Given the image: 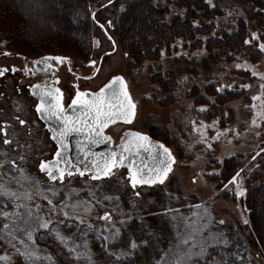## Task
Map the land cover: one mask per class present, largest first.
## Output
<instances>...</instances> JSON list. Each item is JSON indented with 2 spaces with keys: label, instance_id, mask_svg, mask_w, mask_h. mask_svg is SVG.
Returning <instances> with one entry per match:
<instances>
[{
  "label": "rangeland",
  "instance_id": "1",
  "mask_svg": "<svg viewBox=\"0 0 264 264\" xmlns=\"http://www.w3.org/2000/svg\"><path fill=\"white\" fill-rule=\"evenodd\" d=\"M114 1L99 0L100 6L111 3L98 16V20L107 28L106 32L103 29H90L87 33L82 31L83 41L80 40L78 44L67 41L71 47L58 44L43 46L36 51L30 48L26 52L73 53L93 46L94 56L88 60L94 58L97 67L101 55L113 49L106 33L114 38L117 51L105 56L93 83L99 87L109 78L123 75L136 106V117L131 127L149 131L163 140L175 158L170 174L157 186L176 199L178 204L181 201L187 203L186 206L163 211L174 217L179 236L161 262L171 261L174 264L177 254L191 251L192 259L186 264H199L207 259L212 264H230L233 255L242 248L241 243H244L241 236L247 238L243 227H249L248 215L242 204L250 189L249 184L254 182L250 181L249 175L259 169L264 175V104L261 103L264 93L260 87L264 83L260 76L264 74V51L260 49V45L264 44V22L258 19L261 16L259 5L257 2L246 4V13L241 9L243 7H239L238 0H206L211 8L222 12L213 15L208 21L213 32L196 33L194 36L181 32L172 39L170 45L151 47V56L147 58L143 54L148 53V47L142 42L138 48L142 52L143 59H140L134 52L131 53L130 47L120 42L113 26L130 0H117L115 4ZM153 4L155 12L163 13L162 20L167 26L178 17L184 20L185 9L179 6L178 0H153ZM35 9L41 11L35 6L30 7L28 12L38 21L36 16L39 15L34 14ZM144 16L154 23L149 11ZM241 18L245 24H250L247 30L252 38L250 47L241 49L243 51L236 55L230 54L229 59L225 55L223 58L212 57V51L206 47L209 39H214V33ZM38 23L40 26L46 24L43 20ZM195 25H198L197 22ZM4 43L0 42V48L13 51ZM81 58L75 59L79 62ZM212 60L217 63H207ZM91 69L88 67L87 72H91ZM253 71L258 75L254 76ZM212 88L217 92L213 93ZM225 91L234 92L235 98L228 104L220 103L222 108L217 109L220 108L218 94ZM253 96L261 99L254 101ZM17 100L16 96L15 102ZM253 120L256 124H253ZM231 158L243 160L239 168L235 165L233 173L234 167L231 169L226 164ZM238 172L243 195H237L236 185L229 183ZM127 174L128 170L122 169L100 180L74 176L67 178L64 183L50 184L38 174V167L18 169L0 164V186H3L5 193L0 194V238L9 244V248H21L33 260L42 258L41 244L35 238L34 227H40L44 222L48 223V227H58L59 223L51 219L49 211L42 208L41 201H44L68 215L103 222L104 225L100 227L105 228L99 233H103L107 240H113L120 226L133 219H144L143 212L153 199L149 191L151 188L139 186L133 189ZM189 207L192 209L182 210ZM85 208L90 210L85 211ZM105 214L111 215L112 220L102 219ZM116 214L120 216L116 217ZM24 228L32 233V239L23 233ZM184 240H187L186 244ZM22 241H27L28 245ZM178 244L179 249L176 247ZM202 247L207 253L203 258L195 255ZM83 248L85 245L82 243L74 247L72 259L82 256ZM48 258L45 256L44 260ZM242 264L249 263L243 260Z\"/></svg>",
  "mask_w": 264,
  "mask_h": 264
},
{
  "label": "trees",
  "instance_id": "2",
  "mask_svg": "<svg viewBox=\"0 0 264 264\" xmlns=\"http://www.w3.org/2000/svg\"><path fill=\"white\" fill-rule=\"evenodd\" d=\"M238 1L240 2L239 7H243L241 9L246 13H248L246 4L257 2L260 10L259 15H261L258 19L260 22H264V0ZM116 2L117 0L114 1V4ZM129 2L113 26H115V32L121 40L120 42L124 46L130 47L131 53L134 52L133 54H136L140 59L142 52L138 48L142 42L148 47V53L143 54L144 57H150L151 47L170 45L173 42L172 39L181 32L190 36H194L196 33L213 32V27H210L208 21L213 15L222 13L219 9L211 8L206 0H178L179 6L185 9L184 20L178 17L172 21L170 26H167V23L162 20L163 13L155 12L153 9L155 6L153 0H130ZM99 3V0H0V42L4 41L7 47L10 46L9 48L25 52L30 48L36 51L43 46H57L58 44L71 47L67 41L77 44L80 40L83 41L82 31H86L85 33L90 29L102 31L97 22L99 21L98 16L110 6L102 8L103 5L100 6ZM35 6L41 10L35 9L34 14L39 15L36 16L38 21L43 20L46 23L43 26H40L38 21L34 20L35 16L31 17L28 12L30 7ZM197 8L200 10L197 11ZM145 10L152 14L154 23L146 16L143 17ZM95 11L97 12L94 15ZM77 19L80 21H76ZM204 20H206L205 23ZM196 22L198 25H195ZM246 24L245 20L241 18L234 24L224 26V29L214 33L215 38L209 39L206 45L212 51L211 56L223 58L225 55L229 59L230 54L236 55L243 51L241 49L250 47L252 38L247 32L250 24ZM154 26H156L155 29H153ZM152 44L154 45L152 46ZM79 46L81 47V45ZM207 63L216 64L217 62L212 60ZM211 90L213 93L217 92L214 88ZM234 98V92L225 91L218 94L217 101L219 105L220 103L228 104ZM221 108L220 105V108L217 109L221 110ZM226 164L231 169L234 167L231 172L233 173L243 164V160L242 158L239 161L236 158H231L226 161ZM249 176L251 177L250 181L254 182L249 184L250 189L248 188L249 191L242 204L248 215L249 227H243L247 238L241 236L244 243H241L242 248H239L233 255L230 264H242L243 260L249 264H264L262 259V256L264 258V175L259 169L256 172H251ZM149 191H151L150 195L153 199L148 209L143 212L144 219H133L130 223L120 227L113 225L119 227L118 235L113 240H107L103 233H99V230L105 228L100 227L104 225L103 222L65 215V212L58 211L47 202L41 201L42 208L51 213V219L59 222L58 227H34L35 238L41 244L42 258L33 260L21 248H9V244L0 238V257H5V259H0V264H89V257H91V264H161L162 258L173 247L179 236L174 217L163 211L186 206L187 203L181 201V204H178L176 199L158 186ZM190 209L192 208H182V210ZM119 216L116 214V217ZM23 233L28 235L29 229L24 228ZM58 233L65 239H59ZM73 239L80 241L75 242ZM133 242L137 245L135 249L131 247ZM22 243L28 245L27 241H22ZM81 243L85 245L82 251L83 255L72 259L71 255H75L74 247L80 246ZM45 256L49 258L44 260ZM199 264L212 263L207 259Z\"/></svg>",
  "mask_w": 264,
  "mask_h": 264
},
{
  "label": "flooded vegetation",
  "instance_id": "3",
  "mask_svg": "<svg viewBox=\"0 0 264 264\" xmlns=\"http://www.w3.org/2000/svg\"><path fill=\"white\" fill-rule=\"evenodd\" d=\"M106 35L109 42H112L113 49L101 55L97 67L94 58L88 60L94 56L93 46L83 48L80 52L76 51L77 53L46 51L40 54H30L15 48H12L13 51L7 48H0V70L7 69L3 75H0V164L14 166L18 169H35L38 167V174L45 178V182L50 184L64 183L67 178L74 176L80 178L89 177L91 180H94L92 179L94 174L92 171H84L88 161L84 160L82 154L78 153L75 146L78 137L75 135L69 138L70 149L68 157L76 164V168L84 171V175H80V172L76 168H72L71 176L65 174L63 180L59 178L52 180L49 179L47 171H41L40 163L50 164L54 162L56 160V152L60 149L56 140L52 138L53 134L50 131V127H52L51 122L41 119L40 114L36 111L39 99L33 95V91H35L33 86L47 83L51 87L60 88L63 92L64 105L67 108L71 99L75 97L77 90L96 93L104 88V86L110 84L114 77H123V75H118L109 78V80L102 83L99 87H95L93 83L106 58L105 56H109L117 51L114 38L109 36L108 33ZM80 56H82L81 59L85 60L79 59L78 62L75 58H79ZM43 57H62L66 59L59 62L50 60L48 64H51L52 67L47 68L46 71H39L38 69L43 68L44 65L34 62L42 60ZM93 61H95V64L92 63ZM88 67L92 68L91 72H87ZM57 80L59 83H56ZM16 96L18 100L15 102ZM135 117L136 107L131 123L117 121L115 124H110L105 129V135L112 137L111 143L93 146L92 151L108 152L115 150L120 145L125 134L129 132L142 133L148 136L150 141L161 142L165 145L163 140L155 137L149 131H143L139 127H131L135 121ZM5 140H8L9 143H5ZM149 148H151V145H149ZM157 152L156 148H151L150 150V153ZM64 166L63 162H61L60 167ZM88 167L91 168V165L88 164ZM124 167H117L114 171L122 170ZM127 177L130 178L129 174H127ZM130 185H132L131 181ZM139 186L152 187L149 184L137 185L136 187Z\"/></svg>",
  "mask_w": 264,
  "mask_h": 264
},
{
  "label": "snow or ice",
  "instance_id": "4",
  "mask_svg": "<svg viewBox=\"0 0 264 264\" xmlns=\"http://www.w3.org/2000/svg\"><path fill=\"white\" fill-rule=\"evenodd\" d=\"M247 43V41H246ZM261 51H264V44L260 45ZM7 54V53H6ZM62 57H43L40 61H35L36 64H43L44 67L38 69L39 71H46L47 68L52 67L48 64V61H62ZM95 64V61L92 62ZM239 67V66H238ZM7 69L0 70V75H3ZM15 71V69H13ZM71 71V69H69ZM254 76L258 75L255 71L252 73ZM261 79L264 80V74H260ZM87 79V77H86ZM56 83H59L57 80ZM35 95L39 99V104L36 106L37 113L40 114L41 119L51 122L52 138L56 140L59 151L56 152V160L50 164L44 162L40 163L41 171H47L49 179L56 180L57 178L63 180L65 174L72 175V168H76V164L68 157L70 144L69 138L75 135L78 137L76 140V149L79 154H82L84 160L88 161L85 165L84 171H92L94 174L92 179H99L101 177H108L113 174V169L117 167H124L125 161H128L127 167L129 171L130 181L135 188L137 185L143 184H155L157 182L163 183L167 178L168 173L171 171V165L174 163V157L171 151L163 144H155L150 141L149 137L139 132L126 133L122 138L120 145L115 150L108 152H94L92 147L103 144L111 143L112 137L105 135V129L110 124H115L117 121L124 123H131L133 116L135 115V103L132 101L128 91L126 83L122 77H114L110 84L100 89L99 92L89 93L81 92L77 90L74 98L71 99L67 108L63 102V92L60 88L51 87L47 83L37 84L33 86ZM247 87V85H245ZM262 93H264V83L260 85ZM252 99H261L259 96H253ZM264 104V100H261ZM256 105H253L255 108ZM203 110V109H201ZM259 115V113H258ZM23 123V121H21ZM253 124L256 121L253 120ZM204 135V133H201ZM219 136V133L217 134ZM9 143L8 140L4 141ZM160 149L154 159L156 164L148 168L145 172L142 168L136 166L135 157L140 156L142 152L150 151L151 148ZM61 162L65 165L60 167ZM80 175H84V171H80ZM239 172L236 176L232 177L229 183H233L237 188V195H243V190L240 187V183L237 181ZM0 194H5L3 186H0ZM139 193H137L138 195ZM55 195V193H53ZM31 197H29L30 199ZM111 199V197H108ZM52 203L51 200L48 201ZM90 209L85 208V211ZM5 215H8L5 213ZM67 215V213H65ZM102 219L110 220V217L105 214ZM247 223V221H245ZM8 227V225H5ZM40 227L47 228L48 223L44 222ZM58 238L64 240L63 236L57 234ZM28 238L32 239V233H28ZM183 243H187L184 240ZM226 243V241H225ZM131 247L135 249L137 245L132 243ZM177 249L180 248L178 244ZM171 252V250H170ZM206 249L201 248L196 256L203 258L206 255ZM191 251L178 255L174 264H186V261L192 259ZM5 259V257H0ZM89 264H91V257H89ZM161 264H173L171 261H162ZM215 264V262H214Z\"/></svg>",
  "mask_w": 264,
  "mask_h": 264
},
{
  "label": "water",
  "instance_id": "5",
  "mask_svg": "<svg viewBox=\"0 0 264 264\" xmlns=\"http://www.w3.org/2000/svg\"><path fill=\"white\" fill-rule=\"evenodd\" d=\"M125 82V81H124ZM126 83V82H125ZM127 86V85H126ZM105 87V86H104ZM128 91V89H127ZM155 144H163L161 142H153ZM164 145V144H163ZM165 146V145H164ZM166 147V146H165ZM158 151H162L160 149H157ZM156 156V153H150V151H145L142 152L140 156L135 157V164L136 166L142 168L145 172L148 171V168L153 167L156 164V160L154 159V157ZM173 156V155H172ZM175 160V158H174ZM128 161L125 162V167H127ZM173 164V163H172ZM171 169H172V165H171ZM170 173V172H169ZM168 173V174H169ZM168 176V175H167ZM155 184H160L159 182L155 183ZM149 185H154V184H149Z\"/></svg>",
  "mask_w": 264,
  "mask_h": 264
}]
</instances>
